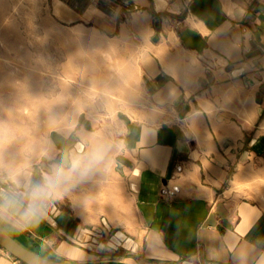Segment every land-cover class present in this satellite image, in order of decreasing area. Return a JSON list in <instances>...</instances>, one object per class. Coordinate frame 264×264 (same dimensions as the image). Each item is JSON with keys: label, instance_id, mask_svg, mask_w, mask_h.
<instances>
[{"label": "crops", "instance_id": "obj_1", "mask_svg": "<svg viewBox=\"0 0 264 264\" xmlns=\"http://www.w3.org/2000/svg\"><path fill=\"white\" fill-rule=\"evenodd\" d=\"M49 7L62 24L122 40L141 93L129 92L135 104L109 128L117 147L108 170L53 200L31 239L81 264H236L238 244L264 241V0ZM90 119L77 118L56 161L81 128L95 132ZM166 183L179 185L176 196L160 194ZM8 259L0 249V264Z\"/></svg>", "mask_w": 264, "mask_h": 264}, {"label": "rangeland", "instance_id": "obj_2", "mask_svg": "<svg viewBox=\"0 0 264 264\" xmlns=\"http://www.w3.org/2000/svg\"><path fill=\"white\" fill-rule=\"evenodd\" d=\"M0 39L2 71L17 74L15 81L26 85L13 97L10 90L0 93V121L6 124L0 128V186L11 185L9 168L21 174L34 170L38 180L56 161L65 138L73 135L77 118L86 114L92 131L102 132L113 126L118 110L135 104L129 92L135 97L141 93L134 53L123 49L124 42L58 22L49 0H0ZM12 125H22V134L4 138ZM5 146H14L16 156L7 157ZM1 222L22 234L37 253L69 262L57 257L56 244L52 250L34 242L32 228L17 230L10 221ZM0 249L9 256L5 264H22Z\"/></svg>", "mask_w": 264, "mask_h": 264}, {"label": "clouds", "instance_id": "obj_3", "mask_svg": "<svg viewBox=\"0 0 264 264\" xmlns=\"http://www.w3.org/2000/svg\"><path fill=\"white\" fill-rule=\"evenodd\" d=\"M246 14L245 8H239V17ZM114 135L111 129L97 133L81 128L76 133V148L51 163L38 180L27 173H13L9 168L6 175L11 176V187L0 191V221H10L14 228L23 230L42 218L53 200L62 198L76 184L106 167L117 147ZM81 145L86 150L81 151ZM232 251L236 264H264V241H242Z\"/></svg>", "mask_w": 264, "mask_h": 264}, {"label": "water", "instance_id": "obj_4", "mask_svg": "<svg viewBox=\"0 0 264 264\" xmlns=\"http://www.w3.org/2000/svg\"><path fill=\"white\" fill-rule=\"evenodd\" d=\"M3 182V180H0ZM0 247L23 264H81L53 259L37 253L16 240L0 225Z\"/></svg>", "mask_w": 264, "mask_h": 264}, {"label": "bare ground", "instance_id": "obj_5", "mask_svg": "<svg viewBox=\"0 0 264 264\" xmlns=\"http://www.w3.org/2000/svg\"><path fill=\"white\" fill-rule=\"evenodd\" d=\"M6 44H7V42L5 43V45ZM8 46L9 45H7V47ZM3 68L4 67H2L0 65V93L4 92V94H5V92L7 93V90H10L11 97H13V95L16 94L17 92L22 91V90H26V85L18 84L15 81V78L18 77L17 74H12L9 72H3L2 71ZM12 78H13V80H11ZM27 80H29V79H27ZM30 82H31V80H30ZM29 86H30V84H29ZM2 112L4 113L3 110H2ZM3 123L4 122L0 121V128L6 126V124L5 123L3 124ZM22 128H23L22 125L18 126V127L16 125L8 126L7 128H5V132H3L4 138L10 137V136H15V135L19 137V134H22ZM0 137H1V135H0ZM3 146H2V148H3ZM5 147H6L5 149H2V152L7 151L8 152L7 157L12 158V157L16 156V155H13V153L16 152V150H14V148H13L14 146L13 147L12 146H5Z\"/></svg>", "mask_w": 264, "mask_h": 264}, {"label": "built area", "instance_id": "obj_6", "mask_svg": "<svg viewBox=\"0 0 264 264\" xmlns=\"http://www.w3.org/2000/svg\"><path fill=\"white\" fill-rule=\"evenodd\" d=\"M176 170L181 171L182 165L178 164L176 166ZM178 191H179V185L177 183H173L171 185H168L166 183L163 186H161V188H160V194L164 197H167V198H172V197L176 196Z\"/></svg>", "mask_w": 264, "mask_h": 264}, {"label": "trees", "instance_id": "obj_7", "mask_svg": "<svg viewBox=\"0 0 264 264\" xmlns=\"http://www.w3.org/2000/svg\"><path fill=\"white\" fill-rule=\"evenodd\" d=\"M0 225L9 233L11 234L16 240H18L21 244L25 245L26 247L30 248L26 241L24 240V236L22 234H18L15 230L9 229L6 224L0 221ZM26 239V238H25ZM31 249V248H30ZM23 264V263H22Z\"/></svg>", "mask_w": 264, "mask_h": 264}]
</instances>
